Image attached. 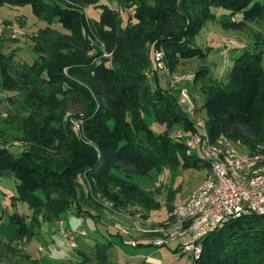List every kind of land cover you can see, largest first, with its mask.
Listing matches in <instances>:
<instances>
[{"label": "trees", "instance_id": "trees-1", "mask_svg": "<svg viewBox=\"0 0 264 264\" xmlns=\"http://www.w3.org/2000/svg\"><path fill=\"white\" fill-rule=\"evenodd\" d=\"M114 1L120 2L0 0V8L30 6L48 24L32 38L37 55L32 62L14 53L0 54V88L22 96L21 114L9 124L29 145L17 157L0 150V181L15 185L11 206L23 203L32 211L30 219L18 213L9 217L15 237L26 243L42 223L58 222L76 207L80 177L115 204L152 207L141 189L118 174L148 176L165 168L207 172L206 161L188 155L185 143L171 136L178 127L190 133L198 128L158 78L154 85L148 81L152 50L162 46L173 64L205 59L207 53L195 39L207 23L216 21L213 8L227 11L219 21L225 30L244 31L248 22L264 21V0H153V5L125 0L128 8H135V22L124 24L119 11L105 3ZM90 7L100 10L99 19L86 15ZM239 15L242 20H233ZM55 22L64 32L50 27ZM263 61L264 34L259 33L255 47L228 68L224 83L212 79L207 68L195 74V84L208 87L202 119L212 145L224 139L254 152L258 143L264 144ZM67 101L83 107L79 116L85 141L64 120ZM147 115L165 127L163 135L153 132ZM173 198L171 192L168 201ZM168 208L173 210L171 204ZM111 247L96 244L93 257L98 264H111ZM202 248L194 264H264V216L229 220L205 237ZM79 255L81 264L90 262L83 252Z\"/></svg>", "mask_w": 264, "mask_h": 264}, {"label": "rangeland", "instance_id": "rangeland-1", "mask_svg": "<svg viewBox=\"0 0 264 264\" xmlns=\"http://www.w3.org/2000/svg\"><path fill=\"white\" fill-rule=\"evenodd\" d=\"M119 1L105 3L112 9L119 11L124 24L129 19L135 22L133 19L135 8H128L125 0ZM144 1L153 5V0ZM213 11L217 18L216 21L207 23L195 39V45L207 53L205 59L179 60L177 64H173L167 57L165 49L160 46L152 50V52L164 51L163 68H160L162 72L155 69L153 59L151 67L147 70L148 81L154 85L155 78H158L161 86L175 95L179 105L195 123L205 115L203 104L207 99L208 89L206 83L198 82L195 84V74L201 68H207L211 73L212 79L224 83L226 72L233 65L234 60L241 56L244 51L255 47V36L257 34H264V21L262 20L248 22L244 31L225 30L219 21L224 15H228L227 11L221 8H213ZM85 13L92 19L97 20L100 17V10L92 7L86 8ZM21 19L26 21L22 22ZM233 20L240 21L242 16H235ZM47 27L48 24L45 21H41L34 16L30 6L23 8L4 6L0 8V47L4 46L5 43H7L6 46L14 47L15 44L20 42L27 44L28 47L24 46V48L34 53L32 38ZM50 27L64 32L57 22ZM12 52L15 53V50ZM35 55L34 53L32 57L35 58ZM19 58L26 59L28 62L33 61L30 58V54L26 57V54L23 53L19 55ZM1 92L3 93L0 88V94ZM1 99L3 98H0V150L6 149L14 157H17L29 149V145L19 140L20 135H17V132L9 124L10 118L21 114L22 96L17 94L6 96L4 98L5 101L3 100L5 103ZM64 108V120L73 134L71 121L83 122L79 116L82 114L83 107L75 103V101H67L64 103ZM146 121L156 135L164 134L165 127L158 124L153 116L147 115ZM179 133L184 139L191 138L190 132L181 127L176 128L171 135L172 138L179 139ZM75 137L85 141L82 135ZM228 142L233 145L235 151L240 155L254 154L255 151L257 152L259 149L264 148V144L258 143L255 146V151L252 152L250 151L251 147L231 141ZM206 173V170L165 168L162 171L154 170L148 176H133L129 178L118 174L121 178L130 180L141 189L149 197L152 207H145L135 202H127L124 206L115 204L107 196L98 192L83 177H80L78 202L76 207L74 206L65 215L64 223H62L64 225L63 229L73 233L76 248L68 246L60 234L61 226L58 222L49 223L50 233L47 239L49 238L50 241L53 239L54 248L49 249L50 252L43 253V257L55 258L56 256L72 260V256H74L81 259L79 255L81 251L79 250L87 252L90 250V246H95L99 243L112 244L110 256L114 260H120L121 264L125 256L139 262H146L145 264H194L195 262L191 263L189 257L180 251L174 252L168 247L138 246L136 248L132 246V242L145 240L150 235L145 233V231L155 228V224L160 223L169 215L168 205L171 204L174 207L187 198L193 190L200 186L199 183L203 182ZM1 187L3 189H0V264H40L37 260L34 262L25 251L26 244H29L32 258L43 260L44 258H40V253H38L39 242L36 239L29 243H26L25 240H19L15 237V227L9 223L10 212L13 211L11 209H15L18 214L28 217V219L31 218L32 211L28 210L23 203L11 206V191L15 193L13 182L5 180L4 187ZM171 192L174 193V200L169 202L168 195ZM26 211L30 212L26 215ZM104 219H107L105 220L106 222ZM148 223L150 225H147ZM122 230H125L127 234H124ZM80 231H83L85 235L79 236ZM50 253L54 254V256H50Z\"/></svg>", "mask_w": 264, "mask_h": 264}, {"label": "built area", "instance_id": "built-area-1", "mask_svg": "<svg viewBox=\"0 0 264 264\" xmlns=\"http://www.w3.org/2000/svg\"><path fill=\"white\" fill-rule=\"evenodd\" d=\"M152 55L155 62H159L158 67L163 68L164 51H154ZM196 126L198 131L190 133V139L182 138L179 133L177 140L185 143L188 155L206 161L208 169L203 182L165 219L155 224V228L145 231L150 234L145 240L132 242L134 247L141 244L155 248L175 244L191 263L200 259L205 237L229 220L264 216V148L254 154L240 155L227 140L221 139L217 145H212L202 118L197 120ZM71 129L75 136L84 138L83 122L71 121ZM60 226V234L68 246L75 248L73 233L63 229L62 223Z\"/></svg>", "mask_w": 264, "mask_h": 264}, {"label": "crops", "instance_id": "crops-1", "mask_svg": "<svg viewBox=\"0 0 264 264\" xmlns=\"http://www.w3.org/2000/svg\"><path fill=\"white\" fill-rule=\"evenodd\" d=\"M18 19H19V17H17ZM17 18H16V20H17ZM22 20V22L23 21H26V20H23V19H21ZM8 22H10V21H8ZM26 27H27V22H26ZM5 38V37H4ZM6 44L7 43H5L4 44V46H1L0 47V54L2 53V54H4V55H6V56H8L9 54H11V51H13V50H15V55H16V58L18 59L19 58V55H22L23 53H25L26 54V57L30 54V58L31 59H35V58H37L36 57V55H35V58H33L32 57V55L34 54V53H32L31 52V50H28V49H25L24 48V46H26V47H28L27 46V44H25V43H20V42H18L17 44H15V46L14 47H11V46H6ZM30 45H31V47H32V43L30 42ZM19 46V47H18ZM15 48V49H14ZM13 53V52H12ZM20 59V58H19ZM153 63H154V61H153ZM155 65V64H154ZM9 95H14V94H12V93H6V92H4L3 91V93L1 92V94H0V98H3V99H1L2 101L4 100L5 101V97L7 96V97H9ZM3 101V102H4ZM5 103V102H4ZM4 182H5V180H1L0 181V189L2 190L3 188L1 187V186H3L4 187ZM201 183H202V181L199 183L200 185H201ZM16 195V192L14 193V192H12L11 191V196H15ZM10 204V203H9ZM20 205V204H19ZM18 205V206H19ZM24 205V204H23ZM25 206V205H24ZM27 207V206H26ZM10 208V207H9ZM10 210V209H9ZM11 210H13L12 212H10V215H12V214H14V213H17L16 211H15V209H11ZM29 210V209H28ZM30 211H26V215L29 213ZM66 215V214H65ZM65 215H63V216H61V218H60V221H58V223H59V225H60V223H64L63 222V220H64V217H65ZM103 215V214H102ZM82 216V215H81ZM79 217V216H78ZM105 220H107V219H104V221ZM106 222V221H105ZM49 223H43L42 224V226H41V229L40 230H38L37 231V235H36V237L33 239V240H37V242H39V245H38V253H40V258L41 257H43L44 256V254L43 253H45V252H50L49 251V249H53L54 248V245H53V239L50 241V239L48 238L47 239V237L49 236V230H50V228H48L49 227V225H48ZM80 232H82V231H80ZM42 241V242H41ZM45 245H46V247H45ZM96 246V245H95ZM95 246H90V250H88L87 252H84V251H82V250H79V251H81V252H83L84 254H86L87 255V257H89L90 258V263L89 264H97V261L94 259V257H93V254H94V251H95ZM139 246H141V245H139ZM138 247V246H137ZM136 247V248H137ZM176 245L175 244H171L170 246H168V248L169 249H171L172 251H174V252H178V250L176 249ZM76 248V247H75ZM79 249V248H78ZM111 249L112 248H110V250L108 251V258H109V261H110V263L111 264H121L120 263V260H114V259H112V256H110V254H111ZM25 251L27 252V254H28V256L32 259V260H34V261H38V262H40V264H64V263H66V264H81V260L82 259H80V258H78V257H74V256H72V260H69V259H64V257H61V258H58V257H56L55 256V258H53V257H49V258H47L46 256H45V258L43 259V260H41V259H33L32 258V256H31V251H30V248H29V244H26V248H25ZM48 255H49V253H47ZM54 254H56V252H54ZM54 254H52V253H50V256H54ZM80 261V263H79V261ZM146 262H139L138 260H134V259H131V258H129L128 256H125L124 257V260H123V263L122 264H145Z\"/></svg>", "mask_w": 264, "mask_h": 264}, {"label": "bare ground", "instance_id": "bare-ground-1", "mask_svg": "<svg viewBox=\"0 0 264 264\" xmlns=\"http://www.w3.org/2000/svg\"><path fill=\"white\" fill-rule=\"evenodd\" d=\"M106 54H104V56H105ZM154 60V59H153ZM154 64H155V69H157L158 71H161L162 72V70L160 69V68H158V64L155 62V60H154ZM178 205V204H177ZM175 207V206H174ZM173 207V208H174ZM147 225H150V223H148ZM139 245H141V244H139ZM139 245H137V246H139ZM136 246V247H137ZM141 246H144V245H141ZM149 247H151V246H149ZM162 248V247H161ZM179 251V250H178ZM183 254V253H182Z\"/></svg>", "mask_w": 264, "mask_h": 264}]
</instances>
